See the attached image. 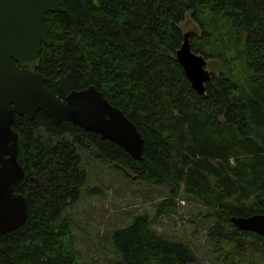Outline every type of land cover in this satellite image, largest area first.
<instances>
[{
	"label": "trees",
	"instance_id": "trees-1",
	"mask_svg": "<svg viewBox=\"0 0 264 264\" xmlns=\"http://www.w3.org/2000/svg\"><path fill=\"white\" fill-rule=\"evenodd\" d=\"M49 12L50 44L38 71L61 98L95 85L137 126L141 159L70 120L43 111L16 114V191L28 200L25 224L0 233V264H87L75 248L77 223L62 217L87 181L88 154L132 178L168 187L165 208L185 193L207 208L209 252L219 264H264V235L233 216L264 214V0H61ZM188 15L193 50L216 60L206 93L187 78L176 52ZM34 178V179H32ZM122 258L98 264H195L188 240L157 231L149 214L114 232ZM97 264V263H96Z\"/></svg>",
	"mask_w": 264,
	"mask_h": 264
},
{
	"label": "water",
	"instance_id": "water-1",
	"mask_svg": "<svg viewBox=\"0 0 264 264\" xmlns=\"http://www.w3.org/2000/svg\"><path fill=\"white\" fill-rule=\"evenodd\" d=\"M78 1L86 5V0ZM60 11H66L61 0H0V233L21 228L28 216V200L16 191L26 176L18 161L19 133L12 128L16 114L34 116L40 110L55 123L73 121L142 158L145 140L137 126L95 85L61 98L48 89L47 78L37 71L43 44L51 43L46 15ZM190 35L184 33L176 56L192 87L205 95L211 72L207 58L193 50ZM232 221L241 229L264 235V214L233 216Z\"/></svg>",
	"mask_w": 264,
	"mask_h": 264
},
{
	"label": "rangeland",
	"instance_id": "rangeland-1",
	"mask_svg": "<svg viewBox=\"0 0 264 264\" xmlns=\"http://www.w3.org/2000/svg\"><path fill=\"white\" fill-rule=\"evenodd\" d=\"M185 32H199L198 24L188 15L181 24ZM207 69L218 72L216 60L207 59ZM85 168L88 176L79 200L66 209L62 217L76 223L75 248L87 264L113 263L122 256L114 247V232L126 228L134 216L147 213L157 231L175 239L188 240L196 252L195 264H219L209 252L207 208L182 193L177 206L165 208L169 188L133 179L108 162L88 154Z\"/></svg>",
	"mask_w": 264,
	"mask_h": 264
},
{
	"label": "flooded vegetation",
	"instance_id": "flooded-vegetation-1",
	"mask_svg": "<svg viewBox=\"0 0 264 264\" xmlns=\"http://www.w3.org/2000/svg\"><path fill=\"white\" fill-rule=\"evenodd\" d=\"M37 71H38V68H37Z\"/></svg>",
	"mask_w": 264,
	"mask_h": 264
}]
</instances>
